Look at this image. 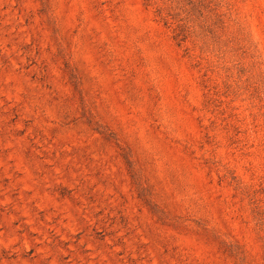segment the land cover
<instances>
[{"label":"rangeland","instance_id":"rangeland-1","mask_svg":"<svg viewBox=\"0 0 264 264\" xmlns=\"http://www.w3.org/2000/svg\"><path fill=\"white\" fill-rule=\"evenodd\" d=\"M214 4L0 0V264H264V0Z\"/></svg>","mask_w":264,"mask_h":264},{"label":"trees","instance_id":"trees-1","mask_svg":"<svg viewBox=\"0 0 264 264\" xmlns=\"http://www.w3.org/2000/svg\"><path fill=\"white\" fill-rule=\"evenodd\" d=\"M148 5H156L158 15L166 26L173 28L174 39L180 45L194 35L209 44L211 36L210 21L221 18L217 14L214 0H144ZM219 22V19H217ZM221 20V19H220ZM216 23H212V26ZM215 38V37H214Z\"/></svg>","mask_w":264,"mask_h":264}]
</instances>
